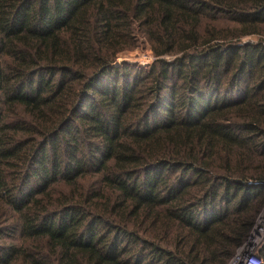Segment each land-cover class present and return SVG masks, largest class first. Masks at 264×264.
Instances as JSON below:
<instances>
[{
	"label": "trees",
	"instance_id": "obj_1",
	"mask_svg": "<svg viewBox=\"0 0 264 264\" xmlns=\"http://www.w3.org/2000/svg\"><path fill=\"white\" fill-rule=\"evenodd\" d=\"M262 181L264 0H0V264H229Z\"/></svg>",
	"mask_w": 264,
	"mask_h": 264
},
{
	"label": "rangeland",
	"instance_id": "obj_2",
	"mask_svg": "<svg viewBox=\"0 0 264 264\" xmlns=\"http://www.w3.org/2000/svg\"><path fill=\"white\" fill-rule=\"evenodd\" d=\"M259 39V35L250 34L243 37V41H256ZM156 57L152 51L151 44L147 41L143 42L138 48L133 51L121 53L117 58V63H130L139 64L141 66H147L153 63ZM264 242V208L258 216L256 227L253 229L247 243L240 249L238 257L244 258L245 251L257 252L259 247Z\"/></svg>",
	"mask_w": 264,
	"mask_h": 264
},
{
	"label": "built area",
	"instance_id": "obj_3",
	"mask_svg": "<svg viewBox=\"0 0 264 264\" xmlns=\"http://www.w3.org/2000/svg\"><path fill=\"white\" fill-rule=\"evenodd\" d=\"M243 248V247H242ZM241 248V249H242ZM240 250L238 253L231 259L229 264H263V259L259 254L252 251H245L244 258L238 257Z\"/></svg>",
	"mask_w": 264,
	"mask_h": 264
},
{
	"label": "water",
	"instance_id": "obj_4",
	"mask_svg": "<svg viewBox=\"0 0 264 264\" xmlns=\"http://www.w3.org/2000/svg\"><path fill=\"white\" fill-rule=\"evenodd\" d=\"M262 183L264 184V181H262Z\"/></svg>",
	"mask_w": 264,
	"mask_h": 264
}]
</instances>
